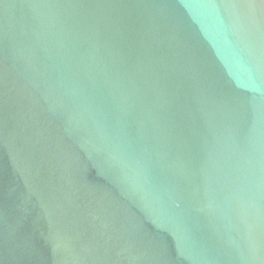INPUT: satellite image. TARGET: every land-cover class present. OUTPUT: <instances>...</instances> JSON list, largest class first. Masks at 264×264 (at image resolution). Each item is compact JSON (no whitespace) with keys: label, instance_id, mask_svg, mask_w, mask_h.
I'll return each mask as SVG.
<instances>
[{"label":"water","instance_id":"water-1","mask_svg":"<svg viewBox=\"0 0 264 264\" xmlns=\"http://www.w3.org/2000/svg\"><path fill=\"white\" fill-rule=\"evenodd\" d=\"M0 264H264V0H0Z\"/></svg>","mask_w":264,"mask_h":264}]
</instances>
